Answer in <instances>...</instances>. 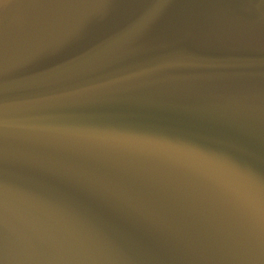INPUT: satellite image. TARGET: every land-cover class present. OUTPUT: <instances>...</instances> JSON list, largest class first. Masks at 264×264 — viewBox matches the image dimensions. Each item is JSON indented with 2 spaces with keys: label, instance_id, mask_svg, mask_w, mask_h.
Wrapping results in <instances>:
<instances>
[{
  "label": "water",
  "instance_id": "1",
  "mask_svg": "<svg viewBox=\"0 0 264 264\" xmlns=\"http://www.w3.org/2000/svg\"><path fill=\"white\" fill-rule=\"evenodd\" d=\"M0 264H264V0H0Z\"/></svg>",
  "mask_w": 264,
  "mask_h": 264
}]
</instances>
